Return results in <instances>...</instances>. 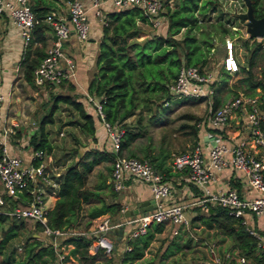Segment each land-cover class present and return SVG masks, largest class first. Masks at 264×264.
Here are the masks:
<instances>
[{
  "label": "trees",
  "instance_id": "trees-1",
  "mask_svg": "<svg viewBox=\"0 0 264 264\" xmlns=\"http://www.w3.org/2000/svg\"><path fill=\"white\" fill-rule=\"evenodd\" d=\"M249 1L253 15L260 16L264 12V4L260 5V0ZM215 4V0H177L172 5L169 0H161L158 14L164 23L163 32L148 29L140 39H135L142 32L139 23H146V20L138 6L117 8L105 14V22L101 25V35L94 60L95 69L87 85V91L98 98L104 118L112 126L121 129L117 153L122 154V149L140 134V131L136 129V121L139 122L141 115H138L133 123L126 118L134 116L139 107L150 108L151 102L157 104L162 101L160 99H163L162 103L165 104L167 98L170 97L168 84L175 76L179 65L203 66L207 60V52L217 47V43L214 44V36L219 32L218 36L222 37L228 32L227 23L230 19H217V21L210 22L207 29H202L204 11L216 10ZM29 6L38 17L50 9L49 3L43 0H30ZM199 11L202 13L198 14ZM234 17L237 19L236 13ZM208 20L210 19L207 18ZM43 26H48V24L43 21L35 23L32 32L39 33ZM214 26L218 27V31ZM179 31L181 35L176 37L174 34ZM197 31L198 34L195 33ZM35 39L43 40V37L41 35L31 37L22 49L18 60L22 77L27 82H33V68L44 54L42 47L37 45L30 47ZM242 42L246 48H249L246 40L243 39ZM258 47H260L259 41L249 49L245 63L240 65L243 74L239 77V81L245 86L243 93L246 94L255 92L256 87L260 90L264 88V63L259 65L257 73L252 69L254 54ZM220 69L221 72L229 73L223 68ZM63 80L62 78L56 84L60 85ZM49 83L47 82V85L50 87ZM67 86L70 88L71 84ZM213 91L208 98L210 108H214L221 101V98ZM49 97L48 110L39 116L35 130L27 136V144L33 150L39 148L46 153L52 152L53 144L47 137L44 125L53 121V113L61 103L64 104L69 115L75 117V119L69 118L65 123L77 124L83 133L93 138V118L84 109L82 101L73 94L58 91L51 92ZM151 114H153L152 120L159 119L158 114L154 112ZM260 124L264 127V120ZM190 132L195 142L197 126L191 125ZM142 150V155L138 157L146 158L162 173L164 170V172L169 170V164L165 165L163 160L166 153L161 151L159 155H156L145 148ZM111 155L110 149L91 146L80 150L74 161L62 162V168L55 176L58 180L55 189L56 197L53 204L44 211V224L33 221L35 229L40 231L43 225L58 230L77 228L80 223L78 220L82 217L83 204L87 206L83 214L86 219L80 229H86L91 219L100 214H107L110 218L118 214L120 202L115 197L116 191L112 189L108 181H105V173L98 171L99 180L91 185L87 184L88 173L93 166L101 160L110 162ZM126 155L137 156L132 150H129ZM37 160L36 157L32 158L33 163ZM106 169L110 171V166ZM30 187L31 184L28 183L19 195L30 196L28 191ZM103 189L107 190L104 192ZM13 203L14 200H9V204ZM203 210V213L193 214L190 221L199 220L204 228L216 229L223 236H229L233 241L231 246L236 248L240 255L254 259L257 264H264V252L255 250L254 236L248 231L240 217L231 215L225 207L220 205H210ZM5 216H7L5 213L0 212V223ZM22 226L23 219L15 221V218L11 217L1 231L0 254L8 240L16 235L17 230ZM163 229V222H151L141 233L132 236L124 235L121 247L117 248L118 244H114L108 254L99 246L90 252L88 248L92 235L87 233L58 236L56 240L57 245L69 244L65 257L75 259L78 264H90L96 261L102 264H153V259L145 257L144 253L151 241L156 238V234ZM190 237L187 235L183 243L171 238L166 245L165 253L181 249L189 243ZM28 238L30 239L25 238L22 244L23 256L21 258L14 260L6 255L1 259L0 264H56V254L51 241L43 242L33 236H28ZM228 264H232V259Z\"/></svg>",
  "mask_w": 264,
  "mask_h": 264
},
{
  "label": "built area",
  "instance_id": "built-area-1",
  "mask_svg": "<svg viewBox=\"0 0 264 264\" xmlns=\"http://www.w3.org/2000/svg\"><path fill=\"white\" fill-rule=\"evenodd\" d=\"M102 0H89L92 6H97ZM239 2L236 14L241 10L243 0H229ZM117 8L136 5L145 16L146 23L157 31L162 23L158 14L161 0H110ZM244 3V2H243ZM67 18L55 10H48L40 17L31 10L28 0H0V14H4L8 22L14 26L26 45L31 38V30L35 23H47L53 33L49 45L32 71V81L39 85L44 82L57 83L62 78L71 75L72 62L61 47L62 40L72 30L76 38L85 39L88 35V21L85 17L86 6L81 0H67ZM103 21V20H102ZM157 28V29H156ZM244 31L245 30L244 25ZM224 55L222 67L225 70L237 69V63L232 52V40L228 35L223 38ZM211 77L204 69L194 64H180L175 76L168 84V90L177 96L208 97L213 91ZM3 94L0 93V100ZM84 99L93 109L95 118L105 131L112 151L108 182L113 190L120 191L128 179H137L144 182L154 199V204L145 211H138L133 215H123L118 220L101 214L95 218L86 229L73 228L68 230L50 229L43 225L40 232L44 236L43 242L51 241L55 254L56 264H72L65 257L69 244L57 245V237L87 233L92 235L91 242L99 246L108 254L112 249L111 232L122 229L121 236L136 235L145 230L151 222L161 221L169 225L171 234L178 233L179 227H187L190 216L185 210L199 206L206 209L210 205H220L233 216L240 217L246 224L244 215L264 213V88H255V92L246 94L238 92L221 101L214 108L207 105L204 115L195 125L200 133L188 148L172 153L169 161L170 169L183 170L185 180L194 187L191 198L188 200L172 199L171 186L164 174L158 171L146 158L123 155L117 153L118 139L121 129L112 126L103 116L98 98L85 93ZM209 102V101H208ZM10 127L0 126V212L15 219H30L44 224L46 209L43 196L55 194L58 180L55 178L62 165L50 153L42 149H32V158L24 162L20 155L9 152L7 136ZM61 134L62 132L59 131ZM61 165V167H59ZM241 171L246 190L251 191L249 196L244 195L236 187L227 185L224 188L211 189L210 181L214 174L223 168ZM30 196H20L26 186ZM46 187L50 189L47 190ZM196 192H193L195 191ZM9 200H14L9 204ZM126 208L120 205L119 213ZM264 226V222H263ZM254 236V243L264 252V239L259 232L246 226ZM217 243L211 239L205 242V258L202 264H228L234 258L243 262L242 255L228 251L218 252ZM20 246L17 245V249ZM90 264H102L99 261Z\"/></svg>",
  "mask_w": 264,
  "mask_h": 264
},
{
  "label": "crops",
  "instance_id": "crops-1",
  "mask_svg": "<svg viewBox=\"0 0 264 264\" xmlns=\"http://www.w3.org/2000/svg\"><path fill=\"white\" fill-rule=\"evenodd\" d=\"M43 1L45 3H49L50 10H55L57 13L64 16V18H67V6H66L67 0H43ZM81 1H83V3L86 6L85 17L88 21V35L85 39L79 40L76 38L73 31L70 30L68 35L62 40L61 42L62 50L67 56H69L72 62V73L71 75L64 77L63 78L64 80L60 85H57L55 82H50L49 83L51 84L50 87L47 85V82L36 85L33 82H27L24 80V78L22 77L21 67L18 63V60L20 58L22 49L24 48L25 45H22L17 30L14 28V26H12L8 22L7 17L4 14H0V93L3 94V98L0 100V126L10 127L11 132L7 136V143H6L7 148L9 152L20 155V157L23 159L24 162H28L32 158V148L29 144H27V136L33 130H35L37 126V120L39 116L42 114L43 107H45L44 106L45 104H42V98L45 96L46 90H49L51 88L52 89L56 88L57 89L56 91L58 92L73 94L77 99L82 101L84 109L87 112H89L93 118L94 133H93V138L92 136L89 137L90 138L89 147L94 146L98 148L103 147L105 149H109V141L105 136V131L103 127L99 124L98 120L95 118L93 109L90 107L89 103L85 101L84 95L85 93H88L87 85L95 69L94 60L98 50V41L101 35V25L102 23L105 22V14L108 11L116 10L117 7H115L112 4V2H110V0H102L97 6H92L89 0H81ZM232 2H235L236 6L239 3L237 1H232ZM163 30L161 32H163ZM35 35H41L43 37V40H39V39L33 40L30 47L37 45L42 47L43 51H45L46 47L49 45L53 37V33L50 26L48 25L41 27V31L39 33L37 32L34 33L31 30V37L34 38ZM229 37L232 40V52L238 67L236 70L233 71L226 70V71L229 73L230 72L236 73L240 69V65L243 64L241 63L239 56L236 53V45H237L236 41H239L238 40L239 36L237 39L235 37H231V36ZM248 37L251 38L252 36H248ZM253 37H261L262 39H264V34L262 36H253ZM260 42H261L260 44L263 45V42L262 41ZM216 43L217 42H214V44ZM219 47L222 50V57L220 59V68H223L222 67V58L224 55L223 41L220 42ZM67 84H71V87L69 88ZM93 96L96 97L95 95ZM72 117L73 119H75L74 116ZM126 119L128 120L129 117ZM61 122H63L62 119ZM66 124H70V123H66ZM70 125L77 126V124L74 123ZM59 131L61 130H58V132ZM62 134L63 133H61L60 135ZM199 135L200 133L197 131L196 139L199 138ZM50 141L52 143V140ZM129 150H132L134 154H136L135 152L136 138H134L127 145L126 148L122 149V152L125 153L123 155H126ZM50 155L55 158L57 157V159L60 156V155L59 156L54 155L53 149ZM61 159H62L61 161L63 162L64 158ZM103 161H107V160L99 161L93 166V168L100 166V164L103 163ZM167 164L169 163L167 162ZM93 168L91 170H93ZM164 171L163 174L171 186L172 199H179V200L190 199L191 198L190 192L194 190V187L191 184L187 183V181L185 180L184 171L172 170L170 168L168 171L166 172ZM108 176H109V171H107L104 176L106 182L108 181ZM227 185H232L236 187L240 192H242L246 196L252 194L251 191L246 190L247 188L243 180L242 172L235 171L228 167L223 168L214 174L213 179L210 181L209 187L211 189H216V188H224ZM103 190L105 192L107 189H103ZM193 192H196V189ZM1 193H2V187L0 185V194ZM116 193H117L115 196L116 199L119 200L120 205L126 208L124 212L128 213L129 215H133L134 213H137L138 211L134 212L135 208L141 205L148 204L149 200L153 198L148 186L144 182L137 179H128L125 182L124 187ZM55 197H56L55 194H49V193L43 196L44 205L46 208L50 207L53 204ZM185 211L186 213H188L187 212L188 210ZM124 212L116 214L114 216V219L123 217V215H125ZM96 217L91 219L90 223L86 225V228L92 224V222L95 220ZM244 220L246 222V226L259 232L262 236V239H264V226H263L264 213H260L257 215L253 213H246L244 215ZM79 224L77 225V228H81ZM165 229H169V225H165L164 229L159 233H162L163 231H165ZM183 230L185 231L184 226L181 229V233ZM122 232L120 234H117L115 230H113L110 235L112 237V241H116L114 244H118L117 248H120L122 244L121 242L123 237L121 236ZM38 233L32 232V235L35 237H39ZM177 235H180L179 231ZM198 239H200L199 242L204 244L205 246L206 238L203 237L202 235H199ZM212 239L215 242L217 240L216 238H212ZM223 241L224 242L221 243L219 241L216 242L221 252L228 251L233 255L234 254L240 255L237 252L236 248H233L231 246L233 244V241L229 236H224ZM95 248H96L95 245L92 242H90L88 248L89 251L93 252ZM255 250L259 251V248L255 246ZM146 251L144 255H146ZM177 251L178 250L172 253L171 252L170 253L167 252V253L169 254V256H172ZM70 262L72 264H75V259H70ZM175 262H178V264H184L180 260L171 261V264H176ZM232 264H257V263L254 259L245 257L243 262H239L238 260L232 258Z\"/></svg>",
  "mask_w": 264,
  "mask_h": 264
},
{
  "label": "rangeland",
  "instance_id": "rangeland-1",
  "mask_svg": "<svg viewBox=\"0 0 264 264\" xmlns=\"http://www.w3.org/2000/svg\"><path fill=\"white\" fill-rule=\"evenodd\" d=\"M216 1V10L210 11L209 9L204 11V19L202 23V29H207L209 27V23L212 21H217V19L225 20L230 19L228 21L229 30L227 33L223 34L237 37L239 36L236 45V53L239 56L241 63H245L246 58L249 53V49L253 46L255 42H263V45L260 44L255 51L253 58L252 69L255 73L259 70V65L264 63V39L261 37H248V34L244 31V22L243 20L233 18L234 13H236L238 6H236L235 2H230L229 0H215ZM177 0H169V3L174 5ZM243 4V3H242ZM264 4V0H260V5ZM245 9V5L243 4L241 10ZM202 12L199 11L198 14ZM207 18L210 20L207 21ZM142 32H140L135 39H140L143 35L150 30H154L149 24L139 23ZM164 23L158 27L157 31L163 30ZM215 27V26H214ZM216 29L218 27H215ZM218 31V29L216 30ZM198 34V31L195 32ZM218 35L219 32H217ZM176 37L181 35V32L174 34ZM214 36V41L217 42V47L214 49H210L207 52V60L204 64V69L209 73L212 81V88L215 90L213 93H216L221 98V101L224 98L234 95V93L244 92L245 86L239 81V77L243 74V71L239 69L236 73H224L220 70V59L222 57V50L219 47L220 42L223 41L224 36ZM234 38V39H235ZM237 39V38H236ZM243 39L247 41V45L249 48L243 44ZM253 41V42H252ZM261 43V42H260ZM223 78V80H222ZM48 89V88H47ZM57 89H49L46 90L45 96L42 98V104H45L42 109V113H45L49 108L50 103V93L55 92ZM208 97H189L183 95H175L170 93V97L167 98L166 103L163 104L162 101L157 102H149L150 108L139 107L136 109V114L134 116H130L128 120L135 122V118L137 119L138 115H141L139 118V122L136 121V129L140 131V134L136 137V154L137 156H141L143 150H149L152 154L159 155L162 151L165 154L164 162L167 165L169 163L170 157L172 153L184 150L188 148L192 142H194V136L191 131V125H195V122L201 118L207 110L208 105ZM220 101V102H221ZM155 107V110H153ZM161 108H164L161 110ZM159 115V119L152 120L153 113ZM149 114H151L149 116ZM73 115H69V112L65 108L64 104H59L58 108L53 113V121L47 122L44 127L47 131L48 139L52 140L53 144V153L54 155H60L59 158H55L58 163H67L72 162L76 159L77 153L89 147V137L81 130L78 129L77 126L66 124L65 121L72 118ZM61 119L63 122H61ZM58 130L62 131V135L58 134ZM122 154H125L122 152ZM110 166L109 161H103L100 166L94 167L91 172L88 173L87 184L91 185L92 183L99 180L97 175L98 171H101L102 174L106 173V167ZM61 167V165H59ZM0 208H2L0 206ZM87 206L83 205L82 208V217L79 218L80 226H83L84 220L86 219L83 216L84 211ZM188 215L191 217L196 213H203V208L193 207L187 209ZM11 220L9 215L4 217V220L0 223V235L2 229L5 228L7 223ZM18 221V219H15ZM79 226V227H80ZM183 227H179L178 230L180 235L170 233L169 229H165L162 233L156 234V238L149 245L145 257H150L153 259V264H171V261L180 260L184 264H202V259L205 258V250L204 244L200 243V239H198L199 235H202L206 238V241L211 240L212 238H216V242L219 241L224 242V236L218 232L216 229H206L203 227L202 223L199 220L189 221L187 227H185V231L183 230L181 233V229ZM32 232L38 233L39 237H36L40 240H44L43 234L35 229L33 225V221L30 219L23 220V226L17 230L16 235L11 237L6 243L3 252L0 254V261L6 255H9L14 260H17L23 256L22 244L25 241V238L28 236H33ZM187 235H191L190 241L187 245L182 246L176 253L172 256H169L168 253H165L166 245H168V241L170 238H174L179 243H183L184 239ZM35 237V236H33ZM17 245L20 246L17 249ZM12 250L9 252V250ZM217 251L220 253V248L216 246ZM178 264V262H175ZM75 264L76 261H75Z\"/></svg>",
  "mask_w": 264,
  "mask_h": 264
},
{
  "label": "water",
  "instance_id": "water-1",
  "mask_svg": "<svg viewBox=\"0 0 264 264\" xmlns=\"http://www.w3.org/2000/svg\"><path fill=\"white\" fill-rule=\"evenodd\" d=\"M243 2L245 5V9L237 13V18L239 20H243L244 25H245V30L248 36H252V37L262 36L264 34V12L260 16L256 17L252 13L250 1L243 0ZM153 202H154V199L151 198L148 204L141 205L135 208L134 212L145 211L146 209H149L152 206ZM124 214L127 215L128 213L124 212ZM115 219L118 220V218H115ZM115 232L117 234H120L122 232V229L117 228L115 229ZM113 242L115 243L116 241H113Z\"/></svg>",
  "mask_w": 264,
  "mask_h": 264
}]
</instances>
